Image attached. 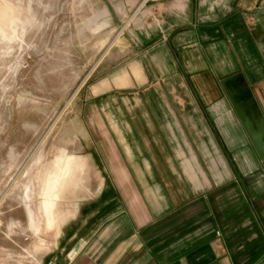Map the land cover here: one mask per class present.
Returning a JSON list of instances; mask_svg holds the SVG:
<instances>
[{
	"label": "crops",
	"instance_id": "1",
	"mask_svg": "<svg viewBox=\"0 0 264 264\" xmlns=\"http://www.w3.org/2000/svg\"><path fill=\"white\" fill-rule=\"evenodd\" d=\"M122 1L154 18L126 70L143 150L110 156L49 261L264 264V0Z\"/></svg>",
	"mask_w": 264,
	"mask_h": 264
},
{
	"label": "rangeland",
	"instance_id": "2",
	"mask_svg": "<svg viewBox=\"0 0 264 264\" xmlns=\"http://www.w3.org/2000/svg\"><path fill=\"white\" fill-rule=\"evenodd\" d=\"M136 12L122 0H0V264H54L59 230L110 156L141 148L127 109L146 102L126 70L154 18Z\"/></svg>",
	"mask_w": 264,
	"mask_h": 264
}]
</instances>
